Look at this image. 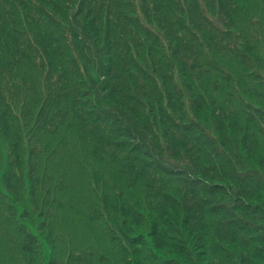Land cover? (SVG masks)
Returning <instances> with one entry per match:
<instances>
[{"label": "trees", "instance_id": "1", "mask_svg": "<svg viewBox=\"0 0 264 264\" xmlns=\"http://www.w3.org/2000/svg\"><path fill=\"white\" fill-rule=\"evenodd\" d=\"M0 212V264H264V0H0Z\"/></svg>", "mask_w": 264, "mask_h": 264}, {"label": "rangeland", "instance_id": "2", "mask_svg": "<svg viewBox=\"0 0 264 264\" xmlns=\"http://www.w3.org/2000/svg\"><path fill=\"white\" fill-rule=\"evenodd\" d=\"M13 162V159H10L9 164ZM8 169V168H7ZM6 169L4 178L2 179L3 182V188H6L9 183V179L12 183V188H18L17 187V181H18V174L17 173H8ZM8 179V181H6ZM18 192H24L22 189L21 191L18 190ZM44 193V186L40 185V189L37 192V201H41ZM22 195V194H21ZM6 201V199H4ZM22 200L23 208H21L22 218L20 219L22 224H30L31 229L34 231L35 234H42L43 231H45V227L49 229L48 234H53L59 236V245H63V239L65 241L70 240V236L73 238H76V236L80 233L81 230H78L81 226L82 218L80 216L79 212V207L84 206V203H68L67 205H64V203H55V208L51 211V209H47L45 207L46 203H43V208H44V213L45 216H40L39 211H37L35 208H32V206H28L27 203H32V201L23 198ZM17 203V201L15 202ZM61 204V208L59 209L58 207ZM70 209V213L68 211H63V209ZM23 210V211H22ZM74 210H76L74 213H72ZM72 213V214H71ZM3 214L0 212V231L3 229V223H1V216ZM26 215L27 217H24ZM28 218V219H27ZM40 219V220H39ZM44 220V221H43ZM62 222L67 223V226H64ZM45 226V227H44ZM69 234V235H66ZM63 238V239H61ZM59 247V246H58ZM40 248L42 250V256L45 255L48 256V250L45 246V244L40 245ZM40 253V251H39ZM65 255H59L58 257L55 258L56 264L58 263H64L65 262ZM43 259V258H42ZM42 261V260H41ZM43 261H45L43 259Z\"/></svg>", "mask_w": 264, "mask_h": 264}]
</instances>
